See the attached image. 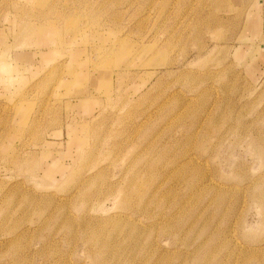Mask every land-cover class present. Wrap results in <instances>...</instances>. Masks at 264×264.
Instances as JSON below:
<instances>
[{
    "label": "rangeland",
    "instance_id": "1",
    "mask_svg": "<svg viewBox=\"0 0 264 264\" xmlns=\"http://www.w3.org/2000/svg\"><path fill=\"white\" fill-rule=\"evenodd\" d=\"M259 2L0 0V264H264Z\"/></svg>",
    "mask_w": 264,
    "mask_h": 264
},
{
    "label": "crops",
    "instance_id": "2",
    "mask_svg": "<svg viewBox=\"0 0 264 264\" xmlns=\"http://www.w3.org/2000/svg\"><path fill=\"white\" fill-rule=\"evenodd\" d=\"M261 2L263 4H260L259 2V9H256V14L259 16V14L261 13V9H262V5H264V0H261ZM261 26V24L255 19V21L252 23V21H250V29H254V28H259Z\"/></svg>",
    "mask_w": 264,
    "mask_h": 264
}]
</instances>
